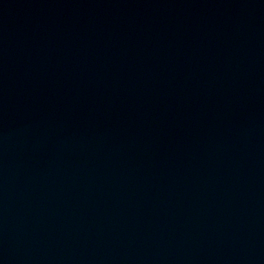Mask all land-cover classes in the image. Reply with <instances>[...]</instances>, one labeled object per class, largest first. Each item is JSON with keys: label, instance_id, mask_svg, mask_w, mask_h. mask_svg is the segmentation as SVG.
Here are the masks:
<instances>
[{"label": "water", "instance_id": "obj_1", "mask_svg": "<svg viewBox=\"0 0 264 264\" xmlns=\"http://www.w3.org/2000/svg\"><path fill=\"white\" fill-rule=\"evenodd\" d=\"M0 264H264V0H0Z\"/></svg>", "mask_w": 264, "mask_h": 264}]
</instances>
